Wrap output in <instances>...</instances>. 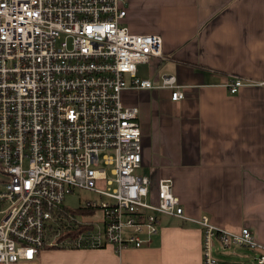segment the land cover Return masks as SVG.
Returning a JSON list of instances; mask_svg holds the SVG:
<instances>
[{
	"label": "built area",
	"instance_id": "1",
	"mask_svg": "<svg viewBox=\"0 0 264 264\" xmlns=\"http://www.w3.org/2000/svg\"><path fill=\"white\" fill-rule=\"evenodd\" d=\"M124 5L0 0V264L34 261L50 249H137L165 215L203 228L204 264H223L212 253L216 239L257 249L256 263L264 264V246L248 228L233 232L206 216L188 217L171 179L154 186L138 172L140 108L126 106L123 92L155 87L137 73L163 56V39L132 33ZM161 78L172 101L186 98L175 75ZM247 82L234 76L227 86L233 94ZM77 188L106 201L62 207Z\"/></svg>",
	"mask_w": 264,
	"mask_h": 264
},
{
	"label": "crops",
	"instance_id": "2",
	"mask_svg": "<svg viewBox=\"0 0 264 264\" xmlns=\"http://www.w3.org/2000/svg\"><path fill=\"white\" fill-rule=\"evenodd\" d=\"M124 1L129 29L163 39V56L140 78L155 87L123 92L126 106L140 108L149 171L141 174L154 186L171 179L188 217L246 227L264 246V0ZM168 73L185 99L161 89ZM234 76L263 84L232 94ZM178 219L161 216L158 233L137 249H50L22 264H204L203 228Z\"/></svg>",
	"mask_w": 264,
	"mask_h": 264
},
{
	"label": "rangeland",
	"instance_id": "3",
	"mask_svg": "<svg viewBox=\"0 0 264 264\" xmlns=\"http://www.w3.org/2000/svg\"><path fill=\"white\" fill-rule=\"evenodd\" d=\"M130 31L132 33H134V34H141V35L148 34V33H144L143 34V33L135 32L134 29H131V28H130ZM151 66L152 65H150V64L139 65V68H138V77L139 78H143V79H144V77L145 78L148 77ZM168 74H170V73H168ZM247 84L248 85H258V86H261V84H263V83L262 82L254 81L252 79H249L248 82H247ZM247 84H245V86ZM181 88L183 89L182 86H181ZM227 88L229 90V87L228 86H227ZM161 89L162 90H166L167 89V90H169L171 92V89H169V88H163L162 87ZM230 92H231V90H230ZM138 172L140 174L142 173L144 175H148L149 174V171L147 169H145V170L143 169L142 170V168ZM0 180L1 181L4 180V176L1 173H0ZM99 187L101 189L106 190V185L100 184ZM88 201H91V202L93 201V202H96L97 204L100 205L103 201H106V199L104 197H101L100 195H98L94 191L91 192V191H88L86 189L77 188V190H75L73 193L67 195L66 199L63 202L62 207L64 206V207H66V208H68L70 210H75V209H78L81 206L86 205ZM167 216H169V215L162 216V218L165 219V217H167ZM169 217H172V216H169ZM3 218H4V216L3 215H0V222H1V220ZM102 218H103L102 213L101 212H98L96 214V219L101 220ZM209 221H210V219H209ZM213 249H214V251L212 252L213 253V256L215 258H217L219 261H221L223 264L224 263H227V264H232V263L257 264L256 261H255V258L259 254H258V251L252 250V248H249V247L247 248V247L241 246V245H238V246L231 245L229 247H223V248H221L220 244H216L213 247ZM55 250H58V249H55Z\"/></svg>",
	"mask_w": 264,
	"mask_h": 264
},
{
	"label": "trees",
	"instance_id": "4",
	"mask_svg": "<svg viewBox=\"0 0 264 264\" xmlns=\"http://www.w3.org/2000/svg\"><path fill=\"white\" fill-rule=\"evenodd\" d=\"M70 236L72 235V234H69Z\"/></svg>",
	"mask_w": 264,
	"mask_h": 264
}]
</instances>
